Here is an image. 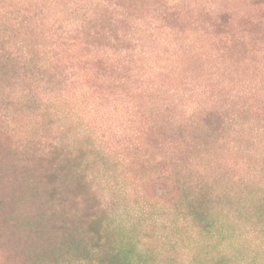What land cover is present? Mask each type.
Masks as SVG:
<instances>
[{
	"label": "rangeland",
	"instance_id": "1",
	"mask_svg": "<svg viewBox=\"0 0 264 264\" xmlns=\"http://www.w3.org/2000/svg\"><path fill=\"white\" fill-rule=\"evenodd\" d=\"M0 145L51 264H264V0H0Z\"/></svg>",
	"mask_w": 264,
	"mask_h": 264
},
{
	"label": "trees",
	"instance_id": "2",
	"mask_svg": "<svg viewBox=\"0 0 264 264\" xmlns=\"http://www.w3.org/2000/svg\"><path fill=\"white\" fill-rule=\"evenodd\" d=\"M27 166L25 161H23L22 155L17 153L16 149H5L0 145L1 232H6L5 229L8 230V225L2 217H20L15 214L16 212L14 213L16 206L26 204L23 210L27 211L28 201L31 197L35 193L41 195L43 188L51 186L44 183V173L42 171H36L30 175H26L23 168ZM59 169L55 170L57 172V181L55 180V182L57 183L58 189L67 192L71 189L75 191L79 185L74 173L76 174L78 171L74 169L73 173L61 167ZM27 195L30 197L28 200L25 198ZM76 196L77 191L76 194L71 196L72 198L64 203L67 206L68 210L65 212L68 215L77 207ZM59 210L63 212L64 209L61 207ZM9 223L11 225V231L9 230L11 233L6 235L0 234V243H2V251L8 258V261H11V254H14V258L17 257L18 262L14 264H51L53 258L57 257L61 252L63 255L66 252L65 250L72 249V239L77 238L79 235L77 231L72 230L71 233H74L73 235H69L68 237L60 235L58 236V241L50 245L51 240L55 237L53 234L46 236L39 235L38 237L32 235L28 237L27 230L19 224L16 225V221L13 222L10 218ZM12 251L14 252L12 253Z\"/></svg>",
	"mask_w": 264,
	"mask_h": 264
}]
</instances>
